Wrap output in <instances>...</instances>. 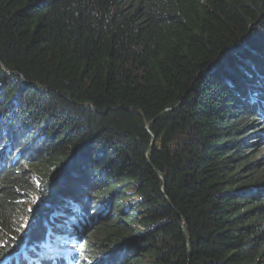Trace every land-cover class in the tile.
I'll list each match as a JSON object with an SVG mask.
<instances>
[{"label": "trees", "instance_id": "16d2710c", "mask_svg": "<svg viewBox=\"0 0 264 264\" xmlns=\"http://www.w3.org/2000/svg\"><path fill=\"white\" fill-rule=\"evenodd\" d=\"M0 264H264V0H0Z\"/></svg>", "mask_w": 264, "mask_h": 264}, {"label": "rangeland", "instance_id": "374dc122", "mask_svg": "<svg viewBox=\"0 0 264 264\" xmlns=\"http://www.w3.org/2000/svg\"><path fill=\"white\" fill-rule=\"evenodd\" d=\"M33 197H35V195H33ZM33 197L31 198L32 201H34L35 199H36L37 201L40 200V198H33ZM27 222H28V221H27ZM26 226H27V223L25 222V223L23 224L21 230L24 229ZM76 249H77V248H76Z\"/></svg>", "mask_w": 264, "mask_h": 264}, {"label": "water", "instance_id": "95a60500", "mask_svg": "<svg viewBox=\"0 0 264 264\" xmlns=\"http://www.w3.org/2000/svg\"><path fill=\"white\" fill-rule=\"evenodd\" d=\"M153 145V144H152ZM152 145H151V147H152ZM151 147H150V149L148 150V153H150L151 152ZM163 175H161V177H162ZM49 207H51L52 209L54 208V203H51L50 205H49ZM51 209V210H52Z\"/></svg>", "mask_w": 264, "mask_h": 264}, {"label": "bare ground", "instance_id": "6f19581e", "mask_svg": "<svg viewBox=\"0 0 264 264\" xmlns=\"http://www.w3.org/2000/svg\"><path fill=\"white\" fill-rule=\"evenodd\" d=\"M33 205V204H32Z\"/></svg>", "mask_w": 264, "mask_h": 264}]
</instances>
